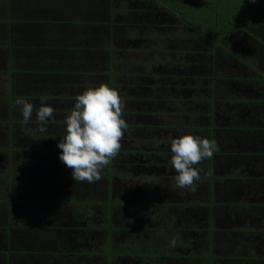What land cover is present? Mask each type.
Listing matches in <instances>:
<instances>
[{
	"label": "trees",
	"instance_id": "16d2710c",
	"mask_svg": "<svg viewBox=\"0 0 264 264\" xmlns=\"http://www.w3.org/2000/svg\"><path fill=\"white\" fill-rule=\"evenodd\" d=\"M112 11L110 37L96 25L95 64L1 83L0 264H264V7L122 0ZM242 37L259 43L258 61L234 50ZM100 84L119 92L128 130L99 181L75 182L58 143L76 96ZM19 99L34 105L27 125ZM42 101L55 109L46 132ZM187 134L218 145L195 165V191L176 186L171 164Z\"/></svg>",
	"mask_w": 264,
	"mask_h": 264
},
{
	"label": "crops",
	"instance_id": "0c3cea01",
	"mask_svg": "<svg viewBox=\"0 0 264 264\" xmlns=\"http://www.w3.org/2000/svg\"><path fill=\"white\" fill-rule=\"evenodd\" d=\"M120 1L0 0V91L4 78L18 81L27 74L40 76L95 64L96 25L109 26L99 38L110 37L112 9ZM11 68L17 72L11 73ZM56 115L61 118L62 113ZM28 217L32 225L36 218L32 220L29 211Z\"/></svg>",
	"mask_w": 264,
	"mask_h": 264
},
{
	"label": "clouds",
	"instance_id": "9594fccd",
	"mask_svg": "<svg viewBox=\"0 0 264 264\" xmlns=\"http://www.w3.org/2000/svg\"><path fill=\"white\" fill-rule=\"evenodd\" d=\"M16 103L21 106L24 124L27 125L34 105L23 99ZM124 107L119 92L108 84L88 88L76 96L73 109L65 121L66 134L58 143L61 149L59 159L72 170L75 182L99 181L104 168L119 154L128 130V124L122 118ZM54 112L55 109L44 101L36 109L41 132H46L45 124ZM22 131L28 134L32 130L22 127ZM217 148L215 141L192 134L173 139L171 164L177 173L176 186L195 191L193 185L200 179L201 171L195 165L210 159ZM171 246H176L175 239Z\"/></svg>",
	"mask_w": 264,
	"mask_h": 264
},
{
	"label": "flooded vegetation",
	"instance_id": "af4514ba",
	"mask_svg": "<svg viewBox=\"0 0 264 264\" xmlns=\"http://www.w3.org/2000/svg\"><path fill=\"white\" fill-rule=\"evenodd\" d=\"M235 45V51L240 55V56H247L253 61H258V58L261 55V49L259 47V43L256 41H251L248 42L245 40V37H242L241 40L234 42ZM59 219L62 225L68 224V225H76V222L74 221V218L72 216H69L68 214H65L63 212H59ZM88 242L92 241L95 239L93 238H86ZM78 238H75V241H77Z\"/></svg>",
	"mask_w": 264,
	"mask_h": 264
},
{
	"label": "rangeland",
	"instance_id": "374dc122",
	"mask_svg": "<svg viewBox=\"0 0 264 264\" xmlns=\"http://www.w3.org/2000/svg\"><path fill=\"white\" fill-rule=\"evenodd\" d=\"M250 2L252 3V4H254V5H260V6H262V7H264V0H255V2H253V0H250ZM67 115H64V116H61L60 115V117L61 118H64V117H66ZM145 179H141L140 180V183L141 182H143ZM134 181H137V179L135 178L134 179ZM117 193L120 195V193L117 191ZM123 220H124V218H121V219H119L118 221H116V223L117 224H121L122 222H123ZM108 222V221H107ZM107 232V231H106ZM106 234H109V232H107ZM100 235H102V234H100ZM103 236V235H102ZM101 238V237H100ZM106 242H107V245H109V243H110V238L108 237V239H106ZM111 253V252H110ZM88 255H89V253H88ZM90 255H92V253L90 254ZM110 259V258H109Z\"/></svg>",
	"mask_w": 264,
	"mask_h": 264
}]
</instances>
